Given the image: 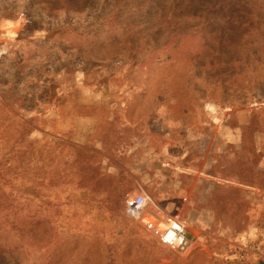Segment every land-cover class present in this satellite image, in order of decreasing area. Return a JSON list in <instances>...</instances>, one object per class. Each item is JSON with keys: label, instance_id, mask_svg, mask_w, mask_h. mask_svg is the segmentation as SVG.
Returning a JSON list of instances; mask_svg holds the SVG:
<instances>
[{"label": "rangeland", "instance_id": "obj_1", "mask_svg": "<svg viewBox=\"0 0 264 264\" xmlns=\"http://www.w3.org/2000/svg\"><path fill=\"white\" fill-rule=\"evenodd\" d=\"M0 264H264V0H0Z\"/></svg>", "mask_w": 264, "mask_h": 264}, {"label": "built area", "instance_id": "obj_2", "mask_svg": "<svg viewBox=\"0 0 264 264\" xmlns=\"http://www.w3.org/2000/svg\"><path fill=\"white\" fill-rule=\"evenodd\" d=\"M148 199L139 194L127 201V211L134 217H141ZM147 229L155 235L162 244L187 252L192 247L193 239L187 233V226L184 221L176 217H161L158 213L143 216Z\"/></svg>", "mask_w": 264, "mask_h": 264}, {"label": "bare ground", "instance_id": "obj_3", "mask_svg": "<svg viewBox=\"0 0 264 264\" xmlns=\"http://www.w3.org/2000/svg\"><path fill=\"white\" fill-rule=\"evenodd\" d=\"M147 214V213H146Z\"/></svg>", "mask_w": 264, "mask_h": 264}]
</instances>
